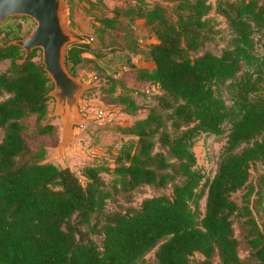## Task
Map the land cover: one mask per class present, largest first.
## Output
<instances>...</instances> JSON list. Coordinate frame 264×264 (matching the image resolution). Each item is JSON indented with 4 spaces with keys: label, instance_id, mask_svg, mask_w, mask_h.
<instances>
[{
    "label": "trees",
    "instance_id": "16d2710c",
    "mask_svg": "<svg viewBox=\"0 0 264 264\" xmlns=\"http://www.w3.org/2000/svg\"><path fill=\"white\" fill-rule=\"evenodd\" d=\"M113 12L100 18L106 26L126 15L155 36V67L142 70L152 89L82 55L108 48L83 36L68 44L69 71L83 60L100 71L82 96L96 90L131 114L146 109L119 128L131 138L111 157L78 170L30 148L22 119L35 113L38 132L51 130L42 119L53 83L35 49L25 56L10 43L24 16L0 21V60L9 59L0 69V264H264V166L252 176L264 164V0H152ZM214 40L220 49L207 46ZM201 133L225 139L211 177L196 165Z\"/></svg>",
    "mask_w": 264,
    "mask_h": 264
},
{
    "label": "rangeland",
    "instance_id": "374dc122",
    "mask_svg": "<svg viewBox=\"0 0 264 264\" xmlns=\"http://www.w3.org/2000/svg\"><path fill=\"white\" fill-rule=\"evenodd\" d=\"M211 2L214 4L216 0H211ZM165 4L169 5L170 2H165ZM18 16H24L23 18L17 19V22H21V31L19 34L23 37L31 30L34 20L27 15ZM211 16L218 17L212 13ZM65 20L69 27L66 15ZM222 26L224 24L219 25V27ZM4 41V34L0 33V44ZM222 44V41L214 40L208 43L207 46L213 49H220ZM67 48L68 45L66 46ZM260 51L264 52V46L260 47ZM34 59L41 61L40 48L35 49ZM7 65H9V59L0 60V69L5 68ZM133 70L129 67L128 63H125V66L121 67L119 72L121 73L120 75L128 77V80L125 77L128 84H133V86L140 89H152L147 83V76L140 71L134 72ZM99 72V69L84 60L74 68V74L81 75L85 82H91L96 87L99 83L98 77L95 74ZM54 106L55 100L49 96L47 115L42 119V123L51 125L50 131L44 133L38 132L35 122L36 114L31 113L22 119L23 134L33 151L43 148L46 150L48 160L59 165H71L74 170H78L84 161L97 159L100 156H108L104 154L108 149L111 150V153L117 151V147L123 141V138L128 137V135L122 136L119 128L122 125L133 122L135 117L141 116L146 112V109L140 108L137 114H131L122 106L116 104L113 99L96 90L86 96H81L79 106L85 117V125L82 127H74L70 147L62 153L60 152V147L63 139V123L58 116L54 115ZM103 123H106L104 128L101 127ZM130 138H126V140ZM224 140V138H217L205 133L199 134L196 138L193 146L196 155V165L204 173L205 177H211L215 172ZM263 166L264 164H257L256 168L252 169V176L254 177L257 173L256 170H261ZM102 175L105 180L109 181L111 176L108 172H102ZM136 196L137 201H139L141 195ZM153 255L154 250L147 254L151 258H153Z\"/></svg>",
    "mask_w": 264,
    "mask_h": 264
},
{
    "label": "water",
    "instance_id": "95a60500",
    "mask_svg": "<svg viewBox=\"0 0 264 264\" xmlns=\"http://www.w3.org/2000/svg\"><path fill=\"white\" fill-rule=\"evenodd\" d=\"M12 15H27L34 20L27 35L10 43L19 45L25 56L33 49H41L43 68L53 83L48 91L55 100L53 113L63 123L61 146L67 147L74 127L81 123L80 97L93 84L67 68L66 46L79 37L67 26L64 0H0V21Z\"/></svg>",
    "mask_w": 264,
    "mask_h": 264
},
{
    "label": "crops",
    "instance_id": "0c3cea01",
    "mask_svg": "<svg viewBox=\"0 0 264 264\" xmlns=\"http://www.w3.org/2000/svg\"><path fill=\"white\" fill-rule=\"evenodd\" d=\"M151 1L152 0H64V12L68 19L69 28L78 35L79 38L83 36L90 39L94 46L109 49V52L105 56H95L88 51L83 52L82 55L93 57L106 72H115V74L123 79L125 84L129 87L138 88L133 86V84H128L125 80L126 76L120 75L119 69L124 67L125 63H128L129 67L134 69V72H142V70L151 71L155 67V63L148 56L147 51L149 44L156 42V38L149 31L143 19H134L126 15H121L118 17L113 27H108L101 22L100 18L103 16L112 17L115 7L138 4L149 5ZM126 79L128 80V77H126ZM105 124L106 123H103L101 127L104 128ZM120 134H122V136L128 135L121 131ZM126 138H130V136L128 135ZM126 138L124 137L123 141H125ZM69 147L70 145L67 147L61 146L60 152L63 153ZM104 154L110 155L112 153L111 150L108 149ZM68 166L72 168L71 165Z\"/></svg>",
    "mask_w": 264,
    "mask_h": 264
},
{
    "label": "built area",
    "instance_id": "2783aa9c",
    "mask_svg": "<svg viewBox=\"0 0 264 264\" xmlns=\"http://www.w3.org/2000/svg\"><path fill=\"white\" fill-rule=\"evenodd\" d=\"M82 113V112H81ZM85 125V117L84 115L82 114V118H81V123L79 125H77V127H82Z\"/></svg>",
    "mask_w": 264,
    "mask_h": 264
}]
</instances>
